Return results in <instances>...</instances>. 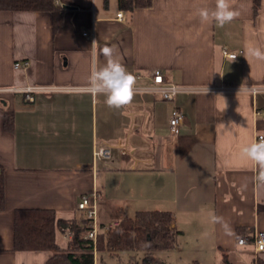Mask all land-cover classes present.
<instances>
[{
  "label": "crops",
  "instance_id": "obj_1",
  "mask_svg": "<svg viewBox=\"0 0 264 264\" xmlns=\"http://www.w3.org/2000/svg\"><path fill=\"white\" fill-rule=\"evenodd\" d=\"M55 33L48 11L0 9V166L6 207L0 209V264H47L50 250H14L18 208H53L74 218L82 194L99 193L95 223L113 224L140 210H170L177 245L159 250L168 264H255L240 229L264 231V187L241 149L264 134V0H230L239 16L224 27L201 22L198 9L215 0H152L133 11L119 0H59ZM123 16L119 17V12ZM89 31L90 35H85ZM96 41L93 48L92 43ZM104 46L136 77L137 94L120 109L104 96L81 93ZM225 50L236 52L229 57ZM29 60L26 68L16 61ZM182 84L173 100L154 88L153 73ZM43 86L34 100L23 89ZM206 88L208 92L206 93ZM223 98H222V97ZM227 104V107H225ZM175 107L186 115L171 132ZM15 127L4 126L5 110ZM110 148L94 158L96 145ZM222 217L227 227L214 223ZM69 238L58 232L66 247ZM127 254L95 251V264H126Z\"/></svg>",
  "mask_w": 264,
  "mask_h": 264
},
{
  "label": "trees",
  "instance_id": "obj_2",
  "mask_svg": "<svg viewBox=\"0 0 264 264\" xmlns=\"http://www.w3.org/2000/svg\"><path fill=\"white\" fill-rule=\"evenodd\" d=\"M152 0H119L121 9L133 11L136 7L149 6ZM262 0H254L258 12ZM0 9L14 11H48L52 14L56 33L63 24L66 8L59 0H0ZM4 126L13 131L15 112L5 110ZM6 207L4 168L0 166V209ZM175 215L170 210H140L133 216L124 217L119 225L100 230L96 239L87 237L91 219L79 210L74 218L57 216L53 208H18L14 220V250H50L47 264H95V251L111 254L126 253V264H168L156 254L159 250L174 248L180 231L173 227ZM70 232L68 245L58 242V232ZM251 229L242 228V236L253 235ZM251 241V240H250ZM141 256V258H139ZM255 264H264L258 256Z\"/></svg>",
  "mask_w": 264,
  "mask_h": 264
},
{
  "label": "clouds",
  "instance_id": "obj_3",
  "mask_svg": "<svg viewBox=\"0 0 264 264\" xmlns=\"http://www.w3.org/2000/svg\"><path fill=\"white\" fill-rule=\"evenodd\" d=\"M198 16L201 22L215 23L218 27H224L236 19L239 12L232 8L230 0H215L214 7L199 8ZM92 46L95 48V40ZM116 51L115 46H104L102 48L101 52L106 61L104 64H99L94 54L88 82L78 89L81 93L90 94L94 98L104 96L105 105L112 109H120L129 105L138 91L136 77L117 58ZM247 56L264 61V50L253 47L248 50L245 58ZM205 91L207 93L208 88ZM225 107H227V104H225ZM241 153L244 158L250 160L256 166L254 180L259 186L264 187V137L243 147ZM212 220L214 223L227 227L222 217L213 215Z\"/></svg>",
  "mask_w": 264,
  "mask_h": 264
},
{
  "label": "built area",
  "instance_id": "obj_4",
  "mask_svg": "<svg viewBox=\"0 0 264 264\" xmlns=\"http://www.w3.org/2000/svg\"><path fill=\"white\" fill-rule=\"evenodd\" d=\"M122 16H123V12L120 11L119 17H122ZM84 34L90 35V32L84 31ZM225 53L229 57L237 56L236 52L225 50ZM29 64H30L29 60L16 61L15 67L16 68H22V67L26 68L29 66ZM152 76H153V81H154V88L157 91H159L162 97L166 100H173L180 91L188 89L182 84H178L176 82L166 79L162 71L159 69L155 70ZM50 89L51 88L43 87V86H29L23 89V91H25L28 94L27 95L28 100L32 101L34 100V96L32 94L34 91L50 90ZM185 118H186L185 113L180 108L175 107L172 112L171 119H170L171 132L174 135L181 134ZM261 137H264V134L259 133L258 140ZM109 156H110V148L103 144L98 143L94 150L95 160L107 158ZM100 198H101V195L99 193H91V194L86 193V194H82L76 203L77 209L85 211L87 216L91 219V222H90L91 229L87 232L86 235L87 237L93 238V239H96L97 233L100 230H108L116 225H119L121 222V221H117L113 224H107L103 226H98L95 223L97 206H98V201L100 200ZM65 234L67 238L69 239L71 238V234L69 231H67ZM238 242L239 244H243V245L247 244L248 242H252L256 252L258 253L264 252V231L256 230L250 238L248 236H242L239 238Z\"/></svg>",
  "mask_w": 264,
  "mask_h": 264
},
{
  "label": "water",
  "instance_id": "obj_5",
  "mask_svg": "<svg viewBox=\"0 0 264 264\" xmlns=\"http://www.w3.org/2000/svg\"><path fill=\"white\" fill-rule=\"evenodd\" d=\"M64 7H65V8H68V9H72V8H74L73 6H71V5H66V4H64Z\"/></svg>",
  "mask_w": 264,
  "mask_h": 264
},
{
  "label": "rangeland",
  "instance_id": "obj_6",
  "mask_svg": "<svg viewBox=\"0 0 264 264\" xmlns=\"http://www.w3.org/2000/svg\"><path fill=\"white\" fill-rule=\"evenodd\" d=\"M139 258H141V256H139Z\"/></svg>",
  "mask_w": 264,
  "mask_h": 264
}]
</instances>
